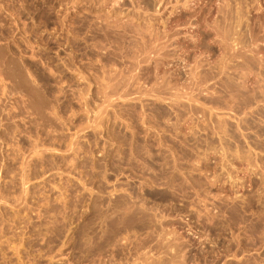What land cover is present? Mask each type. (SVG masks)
Returning <instances> with one entry per match:
<instances>
[{"label":"rangeland","instance_id":"rangeland-1","mask_svg":"<svg viewBox=\"0 0 264 264\" xmlns=\"http://www.w3.org/2000/svg\"><path fill=\"white\" fill-rule=\"evenodd\" d=\"M175 1L166 0L169 4L154 12L168 19L165 25L156 23L160 28L180 16L182 2ZM201 1L192 13L199 15L207 6ZM211 1L214 9L221 2ZM121 2L112 9L94 0H0V264H97L101 259L108 264L109 257L114 264H264V96L250 104L256 115L245 110L250 105L228 111L221 102L220 116L226 112L233 124L238 114L249 120L241 123L246 130H238L245 137L237 129L233 138L231 132L227 137L216 132L209 92L196 94L201 105L195 97L198 104L179 98L185 107L179 106L178 129L173 117L159 118L153 103L175 113L169 99L125 95L124 82L115 77L131 69L137 36L129 33L123 45L117 39L125 56L113 61L106 55L112 49L107 37L94 33L118 21L146 29L154 7L147 0ZM260 4L263 11L249 14L264 15V1ZM203 48L198 45L191 53L205 61L221 52ZM252 69L254 78L248 76L247 84L257 86L264 81L261 68ZM144 77L127 87L146 90L153 82ZM197 80L202 82L200 74ZM189 102L195 105L191 113ZM216 133L227 141L221 144Z\"/></svg>","mask_w":264,"mask_h":264},{"label":"bare ground","instance_id":"bare-ground-1","mask_svg":"<svg viewBox=\"0 0 264 264\" xmlns=\"http://www.w3.org/2000/svg\"><path fill=\"white\" fill-rule=\"evenodd\" d=\"M132 1V0H130ZM142 1V0H141ZM169 1V0H167ZM178 1H181L182 2V6L183 8L181 9V13L179 17H176L175 16V19L172 20V18L170 17V20L168 22H171V25L170 23H168L170 26L166 29L164 28H160L156 23H160L162 22L163 25L166 24L167 22V18L163 17V13H162V18L160 15V13H158L157 15L154 14V12H157V11H160L159 8L160 6H162L163 4L165 5H168L169 2H166L165 0V3L162 2V0H157V1H154V5H150L149 2H152L151 0L148 1L147 0V5L150 6V9L154 7V11H153V14H150V12L152 13L151 10H149V19L150 22H148L147 24V27L146 29H139V28H135V27H132L130 25H127L126 27L123 25V24H119L118 25V21L117 22V25H109V23L107 22L106 25H102L101 28L99 29H96V31H94V33L97 35L99 34L98 31H102L103 32V36L109 40L110 42V46L112 47V49L107 52V56L109 59H113V61L116 60V57H119V58H124V54L122 53V50H120V52H118L119 50L117 49V47L120 45H115L117 43H121V45H123L124 41L126 42V37L129 36L128 34L131 33L133 36H137V42H134L133 44H131V49L135 46V52L137 54H135L134 52V48L132 49L133 50V54H135V56H132L133 57V63L130 62V65H131V69H128L129 72H125L122 74L121 73H116V76L119 75L120 76V80H122L124 82L123 86H124V89H121V91L123 90V92L126 94L129 93H141V95L145 94V95H149L150 96H153L154 97H157L156 99H161L162 100L164 98H167L169 99L170 101V104L172 105V107L175 109V113H172V112H168L167 110L163 109V107H161L160 104L157 103H153V107H154V111H156V114L157 116H159V118L161 117V119H165V118H169L170 117H173L176 121L175 123V128H177V125L179 123L177 122H180L179 121V117H182V110L179 109V106L181 107H185V104H181V101L179 102V98L181 97H185L187 98L186 100L188 101H191L193 102V98L196 96L197 93H207L209 92L212 96L210 103L209 105L211 107L206 106V107H209L208 109H214L217 111L214 112L213 114V111L211 112V114L215 115L216 117V124H211L212 126H214L213 128L216 130L217 133L220 134V132L222 133H225V135L227 134V131L229 132V136L230 137H234L236 136L237 134L235 133V130L237 129V132L239 129H241V123L242 121L245 122V124L247 122H249V120H246V118L244 119V116L242 117L241 119V116H238V119L236 121H233V123H231V121H229L226 117L228 116H223L225 113L222 114V116L219 115V113L223 111V109L225 108V110L227 109H235L234 107H246L247 105H250L252 104V102H257V98H259L260 96H264V89L263 87H261V82H264V81H261L259 83V85L257 84V86L253 85H248L247 84V79H248V76L249 78L250 77V74L252 71L251 69L255 67L258 68H261V72H258L259 74H261V78L262 80L264 79V15L263 14H259L261 13V11H263L261 9V4H260V0H251L249 1V3H244L242 0H221L220 3H218V6L216 9L213 8V6L209 5L212 1L211 0H207V2L205 4H207V6L202 9V12L198 15L196 14L197 17H195V14L194 12L192 13V11H190V9H193L194 6L196 7V5L198 4L199 0H178ZM211 1V2H210ZM264 1V0H263ZM95 4H98L99 5H108L109 7H111L112 9H115L117 5H122L120 3L121 0H94ZM171 2V1H170ZM177 2V0L175 1ZM204 0L201 1L199 4L202 5V3L204 4ZM73 3V2H72ZM168 3V4H167ZM173 3V2H172ZM74 4V3H73ZM72 5V4H71ZM142 5V4H141ZM213 5V3H212ZM135 6V5H134ZM148 6V7H149ZM153 6V7H151ZM73 7V5H72ZM95 7V6H94ZM93 7V8H94ZM159 7V8H158ZM164 7V6H163ZM178 7V6H177ZM176 7V9H177ZM212 7V8H211ZM215 7V6H214ZM106 8V7H105ZM104 8V9H105ZM119 8V7H118ZM130 8V7H129ZM139 8V7H138ZM146 8V7H145ZM162 8V7H161ZM199 8V7H198ZM264 8V7H263ZM73 9V8H72ZM140 9V8H139ZM148 9V8H147ZM175 9V10H176ZM197 9V8H196ZM201 9V8H200ZM214 9V10H213ZM256 10L257 12L259 10H261L259 13H254L253 15L249 14V13H253L255 11L253 10ZM119 10V9H118ZM195 10V8L193 9ZM75 11V10H74ZM116 11V10H115ZM121 11V10H120ZM127 11H130V10H127ZM141 11V10H139ZM171 11V10H170ZM173 11V10H172ZM178 11V9H177ZM176 12V11H174ZM115 13V12H114ZM125 13V12H124ZM127 13V12H126ZM133 13V12H132ZM146 13V12H145ZM171 14V12H169ZM96 14V13H95ZM136 14V13H135ZM141 14V13H140ZM69 15V14H68ZM131 15V14H130ZM174 15V14H173ZM250 15V17H249ZM263 15V16H262ZM109 16V15H108ZM111 16V15H110ZM129 16V15H128ZM135 16V15H134ZM133 16V18H134ZM147 16H148V11H147ZM170 16V15H169ZM107 17V16H106ZM168 17V16H167ZM173 17V16H172ZM109 18V17H108ZM131 18V20L133 19ZM137 18V17H136ZM164 18V19H163ZM177 18V19H176ZM113 19V17H112ZM116 19V18H115ZM122 19V18H121ZM129 19V18H128ZM142 19V18H141ZM144 19V18H143ZM138 20V19H137ZM159 20H161L160 22H158ZM128 21V20H127ZM133 21V20H132ZM115 22V21H114ZM139 22V21H138ZM73 24V23H72ZM111 24V23H110ZM127 24V23H125ZM131 24V23H130ZM82 25V24H81ZM132 25H133V22H132ZM146 25V23H145ZM157 25V26H156ZM162 25V26H163ZM135 26V25H134ZM138 26H141V25H138ZM161 26V25H160ZM137 27V26H136ZM165 27V26H164ZM184 30V31H183ZM196 30V32L194 31ZM71 31V30H70ZM73 33V32H72ZM86 33V32H85ZM76 35V34H75ZM131 35V36H132ZM102 36V37H103ZM78 38V37H77ZM128 38V37H127ZM134 38V37H133ZM79 39V38H78ZM117 39L119 40V42L115 43L117 41ZM133 40H136L135 38ZM140 43V45L138 44ZM128 46H129V43H127ZM109 45V44H108ZM120 45V46H121ZM198 45L199 47L203 46L206 47V49L210 52H212L211 50H217V49H220L221 52H219V54H213L214 55H217L216 57L214 56V59L213 60H210L209 57L208 59L206 58L205 61L200 60V56H196L197 52L193 49V48H198ZM125 46V45H124ZM263 46V47H262ZM130 47V46H129ZM122 48V47H121ZM120 48V49H121ZM204 49V48H203ZM117 50V51H116ZM127 50V49H126ZM193 51H195L196 53H191ZM206 50V51H207ZM104 51V49H103ZM198 51V50H197ZM105 52V51H104ZM130 52V51H129ZM205 52L202 51V53ZM209 52V53H210ZM218 52V51H217ZM199 53V52H198ZM194 54H196L194 56ZM201 54V53H200ZM208 55V53H206ZM75 55V53H74ZM203 55V54H202ZM99 56V55H98ZM128 56V54H127ZM126 56V57H127ZM204 56V55H203ZM125 57V58H126ZM130 57V55H129ZM131 57V59H132ZM186 57H189L186 59ZM73 59V58H72ZM174 59V60H172ZM191 61H190V60ZM99 60V59H98ZM189 60V61H187ZM147 62V65L146 63ZM67 63V62H66ZM132 63V64H131ZM141 63H145V65H141ZM172 64L169 69H166L164 68L163 69V66L164 65H167V64ZM111 65V64H110ZM113 65V64H112ZM117 65V64H116ZM124 65V64H123ZM122 65V66H123ZM127 65V63H126ZM129 65V64H128ZM118 66V65H117ZM130 67V66H129ZM167 67V66H166ZM68 68V67H67ZM113 68V67H112ZM116 68H119V67H116ZM117 70V69H116ZM115 70V71H116ZM121 70V69H120ZM135 70V71H134ZM253 70V69H252ZM256 70V69H255ZM122 71H125V70H122ZM134 73H133V72ZM251 71V72H250ZM254 71V70H253ZM260 71V70H259ZM91 72V71H90ZM105 72V71H104ZM113 72V71H112ZM81 73V72H80ZM256 74V75H259V74ZM103 74V73H102ZM199 74L200 76L202 77V82H199L197 79L199 78ZM87 75V73H86ZM188 75V77H186ZM254 75V76H256ZM118 76V77H119ZM142 76H145L144 78L147 79V82L149 81H152V85H150V87L148 88L147 85L145 84L146 82H144V84L146 85L145 87H147L146 90H143L139 91V88L135 89L134 88H131L133 86H129L127 87V84L129 85V82L130 80L132 81H136L138 79H140ZM257 77V76H256ZM103 78V77H102ZM160 78V79H159ZM186 78H189L188 80L190 81H185L184 79ZM254 78V77H253ZM251 78V79H253ZM258 78V77H257ZM99 79V78H98ZM186 82L182 83L181 81L183 80ZM256 79V78H255ZM96 80V79H95ZM101 80V79H100ZM112 80V79H111ZM141 80V79H140ZM144 80V79H143ZM181 80V81H180ZM187 80V79H186ZM261 80V79H259ZM103 81V79L101 80ZM106 80H104L105 82ZM109 81V80H108ZM131 81V82H132ZM212 81V82H211ZM253 84L258 81V80H253ZM121 82V81H120ZM119 82V83H120ZM140 82V81H139ZM208 82V83H207ZM259 82V81H258ZM106 83V82H105ZM189 83V84H188ZM108 84V82H107ZM112 84V83H111ZM118 84V83H116ZM131 84V83H130ZM137 84V83H136ZM264 84V83H263ZM110 85V84H109ZM140 85V84H139ZM88 86V85H87ZM101 86V85H100ZM114 86H118V85H114ZM122 86V84H121ZM142 86V85H141ZM7 88V87H6ZM105 88H106V85H105ZM112 87L110 86V89ZM116 88V87H114ZM261 88V90H260ZM109 89V88H108ZM263 89V90H262ZM84 90V89H83ZM114 90V89H113ZM119 90V88H118ZM117 90V91H118ZM101 91H105V90H101ZM130 91V92H129ZM115 92V91H114ZM82 93V92H81ZM107 93V92H106ZM109 93V92H108ZM205 93V94H206ZM114 94V93H112ZM111 94V95H112ZM209 94V95H210ZM117 95V94H116ZM133 95V94H132ZM131 95V96H132ZM80 96V95H79ZM88 96V95H87ZM118 96V95H117ZM166 96V97H165ZM198 96V95H197ZM84 97V96H83ZM115 97V96H114ZM113 97V98H114ZM119 97V96H118ZM134 97V96H133ZM132 97V98H133ZM137 97V96H136ZM139 97V96H138ZM144 97V96H143ZM199 97V96H198ZM104 98V97H103ZM112 98V97H111ZM122 98V97H121ZM141 98V97H140ZM184 98V99H185ZM229 98H230V101L231 103H233L232 105L229 104L228 106V101H229ZM88 99V98H87ZM128 99V98H127ZM135 99V98H134ZM152 99V98H151ZM196 99V97L194 98ZM228 99V100H227ZM105 100V99H104ZM103 100V101H104ZM106 100H109V99H106ZM111 100V99H110ZM193 100V101H192ZM198 100V103H199V100L200 99H196ZM263 100V99H262ZM261 100V101H262ZM127 101V100H126ZM155 101V100H154ZM166 101V100H165ZM264 101V100H263ZM184 102V101H183ZM187 102V101H186ZM195 102V101H194ZM221 102L224 103V108L222 107V110L220 111V108H221ZM109 103V102H108ZM132 103V102H131ZM195 102V104H198ZM201 103H205V102H201ZM230 103V102H229ZM258 103V102H257ZM256 103V105H257ZM263 103V102H262ZM261 103V104H262ZM127 104V103H126ZM200 104V103H199ZM208 104V103H207ZM109 105V104H108ZM130 105V104H129ZM169 105V106H171ZM187 105H189L188 107V110H190V113L191 111H195V105L193 106L192 103H188ZM201 105V104H200ZM202 105H205V104H202ZM255 105V106H256ZM114 106V105H113ZM126 106V105H124ZM250 109L249 107H246L247 109H245L246 111L249 110V112H251V109H252V105H250ZM144 107V106H143ZM198 107V106H196ZM203 107V106H202ZM152 108V107H151ZM201 108V107H200ZM255 108V107H254ZM141 109V108H140ZM172 109V108H171ZM197 109V108H196ZM203 109H207V108H202L201 110ZM243 109V108H241ZM153 110V108H152ZM228 110V111H229ZM148 111V110H147ZM186 111V110H185ZM198 111V110H197ZM208 111V110H207ZM220 111V112H218ZM234 111V110H233ZM253 111V109H252ZM201 112V111H200ZM241 112V110H240ZM238 112V113H240ZM244 111H242L243 113ZM248 112V113H249ZM189 112H187V115H188ZM196 113V112H195ZM204 113V112H203ZM210 113V112H209ZM237 113V112H235ZM241 113V114H242ZM254 113V111L252 112ZM154 114V112H153ZM205 114V113H204ZM203 114V115H204ZM234 114V112H233ZM255 114V113H254ZM264 114V113H263ZM151 115V114H150ZM181 115V116H180ZM227 115H229L230 117V114L229 112L227 113ZM235 115V114H234ZM233 115V117H234ZM244 115V114H243ZM247 115H251L250 114H247ZM245 114V117L247 116ZM256 115V114H255ZM186 116V115H185ZM205 116V115H204ZM232 116V115H231ZM149 117V115H148ZM153 117V115L151 116V118ZM189 117V116H188ZM213 116H209L208 119H211ZM222 117H225L222 119ZM232 117V118H233ZM236 117V118H237ZM251 117V116H250ZM254 117V116H253ZM256 117V116H255ZM143 118V117H142ZM150 118V119H151ZM154 118V117H153ZM184 118V117H183ZM186 118V117H185ZM192 118V117H191ZM207 118V117H206ZM205 118V119H206ZM235 118V117H234ZM235 118V119H236ZM262 119L264 117H261ZM158 119V118H157ZM182 119V118H181ZM204 119V120H205ZM207 119V120H208ZM247 119H248V116H247ZM250 119V118H249ZM258 119V118H257ZM142 120V119H141ZM144 120V119H143ZM153 120L156 121V119L154 118ZM215 120V119H214ZM234 120V119H232ZM253 120V118H252ZM152 121V119L150 120ZM185 121V120H184ZM201 121V120H200ZM251 121V119H250ZM191 122V121H190ZM206 122V121H204ZM203 122V124H204ZM254 122V121H253ZM144 123V122H143ZM149 123V122H148ZM160 123V122H159ZM166 123V122H165ZM200 123V122H198ZM211 123V122H210ZM213 123V122H212ZM215 123V122H214ZM255 123H256V119H255ZM254 123V124H255ZM259 123V122H258ZM263 123V122H262ZM151 124V123H150ZM167 124V123H166ZM172 124V123H171ZM257 124V123H256ZM189 125V124H188ZM248 125V124H247ZM264 125V124H262ZM153 126V125H152ZM162 126V125H161ZM174 126V124H173ZM193 126V125H192ZM197 126V125H196ZM195 126V127H196ZM200 126V125H199ZM203 126V125H202ZM201 126V127H202ZM234 126V130L232 129ZM261 126V125H260ZM208 127V126H207ZM240 127V128H239ZM245 127V126H244ZM242 128L243 130H246L245 128ZM247 127V126H246ZM249 127V126H248ZM251 127V126H250ZM263 128V127H261ZM260 128V129H261ZM178 129V128H177ZM192 129V128H191ZM200 129V128H199ZM202 129H205V128H202ZM213 129V130H214ZM157 130V129H156ZM173 130V129H172ZM243 130H240L241 131V136H246L245 133H243ZM176 131V130H175ZM206 131V130H204ZM239 131V132H240ZM159 132V131H158ZM177 132V131H176ZM231 132V134H230ZM238 132V133H239ZM180 133V132H179ZM178 133V134H179ZM216 133V134H217ZM222 133V134H223ZM210 134V133H209ZM217 134V136L219 135ZM260 134V133H259ZM263 134V133H262ZM160 135V134H159ZM189 135V134H188ZM211 135V134H210ZM215 135V134H214ZM221 135V134H220ZM218 136L221 138V136ZM161 136V135H160ZM159 136V137H160ZM158 137V136H157ZM225 137V136H224ZM227 137V135H226ZM218 138L219 140H221L223 138L220 139ZM237 138V137H236ZM235 138V139H236ZM247 138V137H246ZM224 139L227 141L226 138H223L221 142H224ZM238 140V139H236ZM255 140V139H254ZM216 141V140H215ZM239 141V140H238ZM219 142V141H218ZM237 142V141H236ZM234 142V143H236ZM241 142V141H240ZM248 142V141H247ZM184 143V142H183ZM250 143V142H248ZM222 144V143H221ZM233 144V143H232ZM237 144H239L237 142ZM253 144V143H252ZM234 145V144H233ZM241 145V144H240ZM242 145H243V142H242ZM251 145V144H250ZM187 146V145H186ZM210 146V145H209ZM225 146V145H224ZM238 147V145H234L233 147ZM245 146V145H244ZM232 147V146H231ZM230 147V148H231ZM232 147V148H233ZM242 147V146H241ZM246 147V146H245ZM211 148V147H210ZM239 148V147H238ZM248 148V147H247ZM246 148V149H247ZM253 148V147H252ZM234 149V148H233ZM236 149V148H235ZM241 149V148H240ZM244 149V148H243ZM260 149V148H259ZM224 150V149H223ZM237 150V149H236ZM234 150L232 153L234 154V152L236 151ZM251 150V149H250ZM255 150H258V149H255ZM264 150V149H263ZM238 151V150H237ZM241 151V150H239ZM243 151V150H242ZM241 151V153H242ZM160 152V150H159ZM222 152V151H221ZM226 152V151H225ZM244 152V151H243ZM249 152V151H247ZM252 152V150H251ZM250 152V154H251ZM255 152V151H253ZM261 152V151H259ZM238 153V152H237ZM240 153V152H239ZM239 153L237 155H239ZM257 153V151H256ZM207 154V153H206ZM228 154V152L226 153H223L222 155H224V157L226 158V155ZM230 154V153H229ZM232 154V155H233ZM243 154V153H242ZM245 154V152H244ZM173 155V154H172ZM230 154V156H232ZM236 155V154H235ZM233 155V156H235ZM248 155V153H247ZM257 154H255L256 156ZM259 155V154H258ZM252 156V155H251ZM237 158L239 157L236 156ZM242 157V155H241ZM244 157H246L244 155ZM243 157V158H244ZM249 155L247 156V160H250V158L248 159ZM236 158V159H237ZM255 158V157H254ZM258 158V156H257ZM230 159V158H229ZM232 160V159H231ZM231 160L229 161V163L231 162ZM234 160V159H233ZM245 160V158H244ZM259 160V159H258ZM257 160V161H258ZM228 161V160H227ZM256 161V160H255ZM234 162V161H233ZM231 164V163H230ZM234 165V164H232ZM223 166V165H222ZM205 167V166H204ZM225 167V166H224ZM230 167V166H229ZM226 168V167H225ZM248 168V167H247ZM229 169V168H228ZM231 169V168H230ZM243 169V168H242ZM226 171V170H225ZM228 171H231V170H228ZM227 171V173H228ZM230 173V172H229ZM233 173V172H231ZM229 175H232V174H228ZM227 176V175H226ZM230 177V176H229ZM234 177V176H233ZM236 178V177H235ZM241 178V177H240ZM232 179V178H230ZM232 181V180H231ZM235 181V180H234ZM233 183V182H232ZM153 214V213H152ZM112 215V214H111ZM103 219V218H102ZM159 220V219H158ZM160 221V220H159ZM161 224V223H160ZM96 227V226H95ZM86 229V228H85ZM92 229V228H91ZM165 229V228H164ZM89 230V229H88ZM97 230V229H95ZM105 230V229H104ZM74 231V230H73ZM84 231V230H83ZM87 231V230H85ZM90 232V230H89ZM92 232V231H91ZM166 232V231H165ZM96 233V232H94ZM99 233V232H98ZM106 233V232H105ZM97 234V233H96ZM95 236H98L96 235ZM163 234V233H161ZM160 234V235H161ZM83 235V234H82ZM88 235V234H87ZM171 235V234H170ZM92 236V235H91ZM89 236V237H91ZM105 236V235H104ZM107 236V234H106ZM169 236V235H168ZM88 237V236H87ZM93 237V236H92ZM91 237V238H92ZM103 238V236H101ZM110 237V236H108ZM95 239V237H93ZM92 238V239H93ZM102 238H99V239H102ZM112 238V237H111ZM86 239V238H85ZM105 239L107 240V238L105 237ZM104 239V241H105ZM110 239V238H109ZM107 240L110 241V240ZM130 239V238H129ZM170 239V238H169ZM173 239V238H172ZM90 240V238L88 239V241ZM96 240V239H95ZM112 240V239H111ZM114 240V239H113ZM176 240V239H175ZM84 242L85 244L88 242ZM98 241V239H97ZM116 241V240H115ZM170 241V240H169ZM90 242V241H89ZM89 242L87 244H89ZM94 242V241H93ZM103 242V241H102ZM102 242L101 244L98 243L95 241L94 243H97L98 246L102 245ZM112 243V241H110ZM128 242V240H127ZM173 242V241H172ZM178 241H176L177 243ZM92 244V242H90ZM106 242H103V244H105ZM109 243V242H108ZM109 243V245L111 244ZM114 243V242H113ZM112 243V244H113ZM117 243V242H116ZM122 243H124L122 241ZM121 243V244H122ZM164 243V242H163ZM166 243V242H165ZM171 243V242H170ZM169 243V245H166V246H171V244ZM240 243V242H238ZM11 244V243H10ZM83 244V243H82ZM86 244V245H87ZM175 244V243H174ZM1 245V243H0ZM96 244H94L95 246ZM117 245V244H116ZM119 245V243H118ZM124 245V244H123ZM122 245V246H123ZM127 245V244H126ZM133 245V244H132ZM163 245V244H162ZM82 246V245H81ZM90 247V245H88ZM86 246V247H88ZM93 246V245H92ZM97 246V247H98ZM104 247H106V245H102ZM101 246V247H102ZM108 246V245H107ZM115 246V244H114ZM141 246V245H140ZM228 246V245H227ZM240 246V245H239ZM61 247V246H60ZM85 247V245H84ZM96 247V246H95ZM119 247V246H118ZM129 247V246H128ZM133 247V246H132ZM131 247V248H132ZM174 247V245H173ZM177 247V246H176ZM175 247V248H176ZM93 248V247H92ZM100 248V247H98ZM117 248V247H116ZM125 248V247H124ZM168 247H166L167 249ZM234 248H237L234 247ZM20 249V248H19ZM88 249V248H86ZM85 249V250H86ZM90 249V250H89ZM88 249V251H91V247ZM102 249V248H101ZM110 249V248H109ZM177 249V248H176ZM17 250V249H16ZM15 250V251H16ZM84 250V249H82ZM81 250V251H82ZM96 250H98L96 248ZM94 250V251H96ZM104 250V249H103ZM116 250V249H115ZM114 250V251H115ZM120 250V249H119ZM129 250V249H128ZM169 250V249H168ZM173 250V249H172ZM87 251V253H88ZM101 251V250H99ZM121 251V250H120ZM176 251V250H175ZM229 251V250H228ZM236 251V250H235ZM92 252V251H91ZM117 252V251H116ZM127 252H130V251H127ZM179 252V251H178ZM223 252V251H222ZM226 252V251H225ZM18 253V252H17ZM86 253V255H87ZM90 253V252H89ZM101 253V252H100ZM112 253V251H111ZM121 253V252H120ZM136 253V252H135ZM224 253V252H223ZM2 254V253H1ZM92 254H94V252H92ZM99 254V253H98ZM116 254V253H115ZM123 254H125L123 252ZM128 254V253H127ZM85 255V256H86ZM114 255V254H113ZM112 255V257H113ZM119 255V254H118ZM134 255V254H133ZM132 255V256H133ZM172 255V254H171ZM178 255V254H177ZM226 255V254H225ZM6 256V255H5ZM88 256V255H87ZM117 256V255H116ZM135 256V255H134ZM133 256V257H134ZM173 256V255H172ZM176 256V255H175ZM224 256V255H223ZM84 257V256H83ZM89 257V256H88ZM158 257V256H157ZM216 256H214L215 258ZM219 256H217L218 258ZM222 257V256H221ZM137 258V257H135ZM134 258V259H135ZM171 258V256H170ZM201 258V257H200ZM207 258V257H206ZM205 258V260H206ZM223 258V257H222ZM94 259V258H93ZM110 259V262H111V258L109 257ZM122 259V258H121ZM149 259V258H148ZM175 259V258H174ZM197 259V258H196ZM212 259V258H211ZM210 259V260H211ZM221 259V258H220ZM83 260V259H82ZM102 260V259H101ZM100 260V261H101ZM114 260V258H113ZM129 260V259H128ZM147 260V259H146ZM214 260V259H212ZM219 260V259H217ZM96 261H97V258H96ZM100 261H98L100 263ZM104 261V260H103ZM106 261V260H105ZM104 261V262H105ZM126 261V260H125ZM130 261V260H129ZM137 261V260H135ZM172 261V259H171ZM170 261V263H171ZM196 261V260H195ZM208 261V260H207ZM216 261V260H215ZM67 262V261H66ZM94 262V261H93ZM109 262V263H110ZM157 262V261H156ZM159 262V261H158ZM157 262V263H158ZM217 262V261H216ZM71 263V262H70ZM69 263V264H70ZM97 263V264H99ZM108 263V264H109ZM112 264H114L113 262H111ZM117 263V262H116ZM123 263V261H122ZM121 263V264H122ZM132 263V261H131ZM134 263V262H133ZM132 263V264H133ZM139 262H137L138 264ZM155 263V262H154ZM153 263V264H154ZM156 263V264H157ZM160 264H163L161 262H159ZM169 263V261H168ZM198 263V262H196ZM205 263V261L203 262ZM207 263V262H206ZM211 263V262H210ZM227 263V262H226ZM12 264V263H11ZM91 264V263H90ZM101 264V263H100ZM118 264V263H117ZM136 264V263H135ZM166 264V263H165ZM200 264V262H199ZM225 264V263H223Z\"/></svg>","mask_w":264,"mask_h":264}]
</instances>
